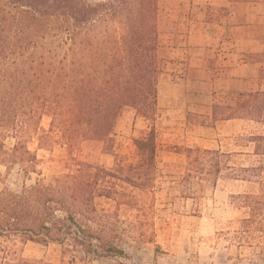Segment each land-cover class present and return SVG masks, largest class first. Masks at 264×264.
Returning a JSON list of instances; mask_svg holds the SVG:
<instances>
[{
    "label": "trees",
    "instance_id": "obj_1",
    "mask_svg": "<svg viewBox=\"0 0 264 264\" xmlns=\"http://www.w3.org/2000/svg\"><path fill=\"white\" fill-rule=\"evenodd\" d=\"M158 11V0H0V165L6 172L17 167L22 179L18 190H0V264H52L20 255L17 243L28 241L60 245L64 264H86L88 256L125 264L128 237L144 239L131 219L157 171L158 81L169 62ZM252 61L259 64L258 89L228 93L205 114H187L206 126L244 122L239 138L250 148L248 163L224 166L228 154L218 149L185 147L182 154L187 177L257 185V192L235 196L246 214L232 237L258 245L264 244V54ZM126 109L133 123H148L132 138L131 159L115 153L114 128ZM43 117L48 128L40 125ZM87 140L115 155L113 168L70 156L76 168L45 174L38 150L69 152Z\"/></svg>",
    "mask_w": 264,
    "mask_h": 264
},
{
    "label": "rangeland",
    "instance_id": "obj_2",
    "mask_svg": "<svg viewBox=\"0 0 264 264\" xmlns=\"http://www.w3.org/2000/svg\"><path fill=\"white\" fill-rule=\"evenodd\" d=\"M158 9L160 43L169 62L158 81L155 127L157 171L152 191L144 196V204H140L142 210L136 218L131 219L136 231L144 233V239L133 241L128 237L123 248L129 258H120V261L125 264H264V244L237 243L232 237L238 221L246 214L245 209L240 208V199L235 196L257 192V185L227 177L209 183L201 181L196 175L191 178L185 176L186 159L182 154L185 147L218 149L228 154L223 158L224 166L246 165V153L250 148L243 146L244 140L239 136L247 127L237 120L206 126L200 125V118H188V112L205 114L209 111V105L187 100L182 90L178 93L174 85L183 76L194 80L195 77L209 78L215 73L211 70L208 76L203 72L189 74L197 68L193 65L199 64L200 58L207 52L188 48L183 43L184 36L181 34L189 30L186 21L184 23L186 6L178 0H158ZM212 53L215 59L218 58V51L209 52ZM198 86L196 83L190 84L193 90ZM252 87L256 85L250 82ZM211 88L214 91V87ZM220 88L214 94L217 99L226 100L228 93ZM212 98L210 96L209 102ZM147 124L142 119L133 123V112L124 110L114 128L115 153L131 159L134 153L132 138L142 136ZM40 125L48 128L49 119L43 117ZM36 144L34 141L29 146L34 149ZM102 148L101 142L87 140L69 152L56 146L51 151L38 150L37 153L43 160L45 174L76 168L75 162L79 161L110 170L116 157L112 153L102 152ZM70 156L75 157L76 161L73 162ZM226 172L229 171L224 168L223 174ZM0 178V190L4 186L18 190L22 184L17 167L6 172V168L0 165ZM17 244L20 255L25 258L52 264H64L66 261L63 249L58 244L42 245L30 241ZM86 264H117V259L88 256Z\"/></svg>",
    "mask_w": 264,
    "mask_h": 264
},
{
    "label": "crops",
    "instance_id": "obj_3",
    "mask_svg": "<svg viewBox=\"0 0 264 264\" xmlns=\"http://www.w3.org/2000/svg\"><path fill=\"white\" fill-rule=\"evenodd\" d=\"M178 1L187 8L184 23L189 30L181 34L184 45L207 52L189 74L203 72L208 76L211 70L215 74L194 80L183 76L174 85L176 91L182 90L189 101L210 105L219 87L227 93L258 89L259 64L252 59L255 54H264V0ZM211 51H218V58L209 54ZM250 82L256 87L250 88ZM192 83L199 84L198 89L190 88ZM208 93L212 94L211 102Z\"/></svg>",
    "mask_w": 264,
    "mask_h": 264
}]
</instances>
